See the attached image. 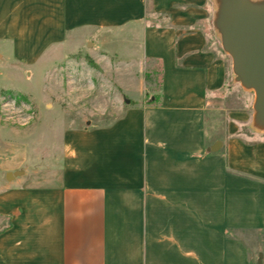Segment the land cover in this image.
<instances>
[{
	"label": "crops",
	"instance_id": "obj_1",
	"mask_svg": "<svg viewBox=\"0 0 264 264\" xmlns=\"http://www.w3.org/2000/svg\"><path fill=\"white\" fill-rule=\"evenodd\" d=\"M213 9L212 0H0V59L29 68L92 39L105 46L120 40L142 44L135 56L161 66L156 102L145 101L143 76L131 82L136 97L118 118L66 130L56 178L34 182L27 171L5 172L0 264L253 263L244 262L241 245L229 246L224 207H203L196 231L194 195L188 185L181 193L171 188L184 164L162 162L182 132L154 133L162 117L181 121L224 170L264 187V131L252 126L251 92L238 96L239 105L230 102L235 90L215 42ZM257 198L264 264V195Z\"/></svg>",
	"mask_w": 264,
	"mask_h": 264
},
{
	"label": "rangeland",
	"instance_id": "obj_2",
	"mask_svg": "<svg viewBox=\"0 0 264 264\" xmlns=\"http://www.w3.org/2000/svg\"><path fill=\"white\" fill-rule=\"evenodd\" d=\"M212 2V17H215L216 0ZM212 28L215 42L222 50L214 24ZM90 42L55 51L49 59L40 60L29 68L0 59V187L5 172L11 168L27 171L34 182L56 178L66 130L91 120L96 125L118 118L126 100L136 97L131 82L146 77L145 101L158 100L157 63H145L135 56L142 50V44L119 40L105 46L95 45L93 39ZM110 47H115L112 49H117V53ZM227 58L228 84L235 90L230 102L239 105L241 93L251 92L254 98V92L236 86L232 61L229 55ZM164 119L160 118V125L155 128L156 135L164 129L176 134L182 132L172 137L170 156L162 162L166 166L175 162L184 164L182 181L171 188L181 193L188 185L194 195L196 231L200 228L203 207L209 206L216 212L224 207L229 246L241 245L244 262L248 259L252 264H262L260 238L263 231L259 227L258 210L252 207L261 204L257 197L264 195V187L257 181L224 170L216 153L207 154L199 145L201 138L186 133L183 122ZM160 175L171 176L164 172ZM198 253L201 251L191 255ZM235 255L234 250L228 252L230 262L234 263Z\"/></svg>",
	"mask_w": 264,
	"mask_h": 264
},
{
	"label": "water",
	"instance_id": "obj_3",
	"mask_svg": "<svg viewBox=\"0 0 264 264\" xmlns=\"http://www.w3.org/2000/svg\"><path fill=\"white\" fill-rule=\"evenodd\" d=\"M216 5L214 28L231 58L235 81L254 92L252 126L264 131V0H216ZM19 174H8L7 179Z\"/></svg>",
	"mask_w": 264,
	"mask_h": 264
},
{
	"label": "trees",
	"instance_id": "obj_4",
	"mask_svg": "<svg viewBox=\"0 0 264 264\" xmlns=\"http://www.w3.org/2000/svg\"><path fill=\"white\" fill-rule=\"evenodd\" d=\"M153 72V71H152ZM156 73H157V75H159L160 76V74H161V66L159 65V64H157V69H156V71H155ZM149 73H151V72H149ZM157 97H158V99H159V95L157 94ZM153 103V102H152ZM252 129H251V127H244L243 128V131L244 132H246V131H248V132H250Z\"/></svg>",
	"mask_w": 264,
	"mask_h": 264
}]
</instances>
